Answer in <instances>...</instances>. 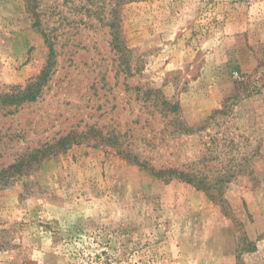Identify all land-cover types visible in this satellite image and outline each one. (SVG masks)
I'll list each match as a JSON object with an SVG mask.
<instances>
[{"label":"rangeland","instance_id":"obj_1","mask_svg":"<svg viewBox=\"0 0 264 264\" xmlns=\"http://www.w3.org/2000/svg\"><path fill=\"white\" fill-rule=\"evenodd\" d=\"M45 33L41 96L0 111V170L21 160L0 174V264H264V0H0V92L44 70ZM149 88L190 126L227 107L179 134ZM98 128L194 163L223 201ZM71 130L88 137L31 157Z\"/></svg>","mask_w":264,"mask_h":264},{"label":"trees","instance_id":"obj_2","mask_svg":"<svg viewBox=\"0 0 264 264\" xmlns=\"http://www.w3.org/2000/svg\"><path fill=\"white\" fill-rule=\"evenodd\" d=\"M44 35L46 36V39L49 42L51 48L50 58L46 67L39 75L31 79L26 86L11 87L8 91L0 92V111H5L6 114L10 113L25 103L36 101L41 96L43 89L52 74V67L55 64V44L47 33H45ZM115 40L116 38H113L112 43H114ZM145 93L148 94V96H154L156 104H159L158 107L160 108V112H162L165 116L174 114V118L171 120V122L174 124L173 131L179 134H195L202 129H205L207 124L206 122L210 119H214L216 114L224 113L227 107L226 104L223 109H217L216 111H214L212 115H210L206 119V121H204L205 124L200 126H190L180 117V107L177 103H172L170 100L165 98V96H163V94L159 90L156 89L149 88ZM237 96L238 93L235 96L228 98V101L234 99ZM87 134L88 132L85 130L80 132L77 130H71L66 135H63L52 141H48L41 145L39 148H35L31 157L35 160H38L40 155L45 154L48 151L54 154L59 153L68 145L76 141H80V138L78 137H88L86 136ZM96 134L99 135L101 141L109 142L111 145L118 146L119 153L122 156L134 161L136 164L140 165L141 168L147 170L158 178H162L164 180L179 179L186 181L198 188L206 190L213 199L219 198L220 201H223L221 191L225 186L224 181L216 179L214 182L213 179L208 178L207 173L199 169L197 166L192 167L194 163L184 164L181 166H176L174 163H170L168 164V166L156 167L149 160L141 159L140 154L134 152V150L130 149L128 145H126L123 149L122 145H124V140L122 139V136H120L116 132H110V134L103 133L98 128L96 129ZM209 150L210 147H208V149L206 148L204 154H202V160H206V158L208 157L206 153ZM20 164L21 160L19 163H15L6 168H2V170H0V174L8 172L10 169L16 170L19 168L18 166H20ZM240 171H243V169L241 168ZM220 174L225 176L228 174L231 175L233 173H231V170H226L225 172Z\"/></svg>","mask_w":264,"mask_h":264}]
</instances>
